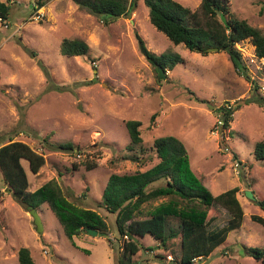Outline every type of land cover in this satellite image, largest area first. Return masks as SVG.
<instances>
[{"label": "rangeland", "instance_id": "374dc122", "mask_svg": "<svg viewBox=\"0 0 264 264\" xmlns=\"http://www.w3.org/2000/svg\"><path fill=\"white\" fill-rule=\"evenodd\" d=\"M37 1L12 0L10 18L0 21V144L20 140L43 153L46 161L37 174L22 160L29 188L58 182L70 199L106 217L111 231L108 236L82 232L69 238L45 203L38 210L44 224L39 233L30 207L14 197L0 170V264H20L22 246L31 250L37 264H119L116 214L100 206L104 189L114 172L144 171L159 162L153 143L165 135L184 142L193 170L215 195L239 187L245 210L242 226L194 264H261L244 252L245 246L264 247V225L252 219L264 217V209L245 194L252 190L258 200L264 199V160L254 153L256 143L264 140V107L244 102L254 94L264 97V59L257 57L252 42L247 39L237 47L249 77L259 81L258 92L227 52L204 55L174 44L152 24L144 0H138L131 14L108 24L74 0H49L35 9ZM178 1L193 9L201 3ZM230 3L235 16L264 31V0ZM137 33L156 54L177 52L184 61L160 79L141 52ZM66 37L86 40L89 52L64 55L61 42ZM227 101L234 107L242 101L231 123L232 135L216 128L222 119L217 109ZM127 119L143 123V143L133 150L127 149ZM47 135L55 144L72 141L78 147L74 152L52 149L44 142ZM86 161L96 167L88 170ZM169 199L161 197L143 208L147 212ZM211 215L210 230L230 219L229 211L217 203ZM141 243L143 248L134 256L138 264H176L173 240L168 250L151 235Z\"/></svg>", "mask_w": 264, "mask_h": 264}, {"label": "trees", "instance_id": "16d2710c", "mask_svg": "<svg viewBox=\"0 0 264 264\" xmlns=\"http://www.w3.org/2000/svg\"><path fill=\"white\" fill-rule=\"evenodd\" d=\"M48 1L38 0L35 9L43 7ZM74 2L99 15L106 24L118 17L131 14L138 4V0H74ZM144 2L149 7L152 24L174 44H184L190 51H198L204 55L210 54L212 48L227 52L236 70L249 78L252 81V89L258 92L259 81L249 77L247 64L237 44L250 40L255 46L257 57L264 59V31L252 25L247 19L235 16L231 10L230 0H201L197 9L178 0ZM11 3L12 0H0L1 21L6 22L10 18ZM222 15L225 16L226 22L222 20ZM137 38L141 52L156 67V71L158 66H162L167 72L184 61L177 52L156 54L148 48L138 33ZM89 50V43L80 37H66L61 42V51L67 56L84 55ZM252 101L264 107V97L259 94L244 100L246 103ZM241 103L242 101H238L234 107L227 101L217 109L222 115L223 124L220 128L223 135L227 133L232 135L231 123ZM230 104L231 107H228ZM154 116L155 114L152 119ZM125 124L131 138V144L127 149L133 150L135 149L133 146L143 143V123L137 119H127ZM44 142L52 149L67 152H74L78 147L72 141L55 144L50 141L49 135L44 138ZM153 151L160 160L152 167L144 171L112 173L100 201V206L116 214L118 235L115 240L121 250L119 264H137L134 256L143 248L141 239L146 235H151L166 250L170 249L169 244L173 240L172 252L176 254L177 260L174 262L194 264L197 259L209 257L227 241L230 231L242 226L245 210L237 195L239 187L215 195L205 185L202 177L193 170L186 145L175 135L157 137L153 143ZM254 153L257 160H264V140L256 143ZM22 160H27L31 172L37 174L45 164L46 158L43 153L20 140L0 144V170L6 186L14 197L27 207L37 210L46 203L57 215L69 238L82 232L88 233L87 228L96 229L99 234L108 236L111 226L107 218L97 210L70 199L58 182L48 181L35 190L30 189L28 172ZM133 160L141 159L133 157ZM73 166L77 168L76 164ZM85 166L88 170L96 167L89 161L85 162ZM161 197L170 199L147 212L144 210L145 203H151ZM259 201L261 208L264 209V199ZM215 203L229 211L230 219L224 226L210 230L209 225L214 218L211 215V207ZM252 219L264 225L263 216L252 215ZM175 239L179 240L176 242ZM110 242L114 245L113 240ZM244 252L264 264V247L245 246ZM18 259L20 264H37L31 250L26 246L19 249Z\"/></svg>", "mask_w": 264, "mask_h": 264}, {"label": "water", "instance_id": "95a60500", "mask_svg": "<svg viewBox=\"0 0 264 264\" xmlns=\"http://www.w3.org/2000/svg\"><path fill=\"white\" fill-rule=\"evenodd\" d=\"M222 20L224 22H226V18L224 15H222ZM217 50H218V48H212V51H217ZM158 72H159V78L160 79L167 78V72L164 70V68L162 66H158ZM94 80L96 81L97 77H95ZM245 194L250 199L257 201V203L260 205L261 202L257 199V197L255 196V194L252 190H246ZM30 213H31L32 217L34 218V223L37 227V231L39 233H42L43 229H44V224H43L42 217L39 214L38 210L33 208V207H30ZM87 231L89 234H92V235H98L99 234V231L96 229L87 228Z\"/></svg>", "mask_w": 264, "mask_h": 264}, {"label": "built area", "instance_id": "2783aa9c", "mask_svg": "<svg viewBox=\"0 0 264 264\" xmlns=\"http://www.w3.org/2000/svg\"><path fill=\"white\" fill-rule=\"evenodd\" d=\"M0 21H1V18H0ZM260 91H262V93L264 94V83H263V85L260 87ZM228 107H231V104L230 105H228ZM218 125H217V131H220V125L221 124H223V120L220 118V120L218 121ZM138 264V263H137Z\"/></svg>", "mask_w": 264, "mask_h": 264}]
</instances>
